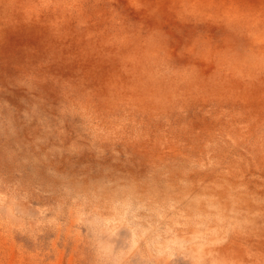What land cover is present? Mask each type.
Returning a JSON list of instances; mask_svg holds the SVG:
<instances>
[{"label": "rangeland", "instance_id": "374dc122", "mask_svg": "<svg viewBox=\"0 0 264 264\" xmlns=\"http://www.w3.org/2000/svg\"><path fill=\"white\" fill-rule=\"evenodd\" d=\"M263 156L264 0H0V264H264Z\"/></svg>", "mask_w": 264, "mask_h": 264}, {"label": "bare ground", "instance_id": "6f19581e", "mask_svg": "<svg viewBox=\"0 0 264 264\" xmlns=\"http://www.w3.org/2000/svg\"><path fill=\"white\" fill-rule=\"evenodd\" d=\"M261 66V65H260ZM246 79H248V78H246ZM250 79V78H249ZM254 91V90H253ZM250 93V92H249ZM253 127V126H252ZM251 140V139H250ZM249 142V141H248ZM249 143H251V142H249ZM245 156V155H244ZM264 157V156H263ZM221 179V178H220ZM226 180V179H225ZM215 182V181H214ZM223 183V182H222ZM218 184V183H217ZM223 184H221L220 186H222ZM235 185V184H234ZM229 186V185H228ZM227 186V187H228ZM236 186H237V184H236ZM238 186H239V184H238ZM239 187H241V186H239ZM226 188V187H225ZM236 188V187H235ZM235 188L233 189V190H235ZM228 189H229V187H228ZM237 190V189H236ZM223 190H221V192H222ZM246 191V190H245ZM226 192V191H225ZM227 193V192H226ZM231 194V193H230ZM228 197H231V196H228ZM220 198H223V197H220ZM227 198V197H226ZM214 199H216V198H214ZM213 199V200H214ZM219 199V198H218ZM223 200H225V198L223 199ZM230 200H231V198H230ZM217 201V200H216ZM215 201V202H216ZM220 201H221V199H220ZM210 202H212L211 200H210ZM231 202H233V201H231ZM198 203V202H197ZM222 203V202H221ZM236 203V202H235ZM216 204V203H215ZM223 204V203H222ZM231 204V203H230ZM229 204V205H230ZM234 204V203H233ZM237 204H239V203H237ZM240 204H242V203H240ZM254 204V203H253ZM228 205V206H229ZM216 206L218 207L219 205L218 204H216ZM244 206V205H243ZM243 206H241L242 208H243ZM231 207V206H230ZM238 207V206H237ZM255 208V207H254ZM259 208V207H258ZM198 209V208H197ZM248 209H251V208H248ZM256 209H257V207H256ZM229 210V209H228ZM237 209L235 208L234 210H232L231 212H232V214L233 215H235V213H237V211H236ZM240 210H242V209H240ZM226 210H224V212H225ZM252 211H253V209H252ZM196 212V211H195ZM194 212V213H195ZM224 212H222L221 214H223ZM239 212V211H238ZM245 212H247V211H245ZM248 212H249V210H248ZM197 213H198V215H199V212L197 211ZM226 213V212H225ZM240 213V212H239ZM243 213V212H242ZM241 213V214H242ZM215 214V213H214ZM213 214V215H214ZM219 215V216H221L222 217V219H224L225 221H223V224H220V225H217V224H215V223H212L211 221L209 222L208 220H206L205 218H203V220L201 219L200 220V222H199V224H197V225H199V226H197L198 227V229H196L195 230V232L193 233L194 234V237L192 238V237H190L189 239H191V242H190V244H187V246L185 245L184 246V248H183V244H182V249L179 251V252H177V253H175V254H177V255H182V253L184 254V255H182V257L184 258V259H187L188 260V262H190L189 264H248L249 263V261L246 259V256L243 254V253H240L239 251H236V248H235V250H234V246L231 248V250H234V251H232V252H228L227 254H230V255H226V253L225 252H227V250L225 249L227 246H224L223 244H221L222 243V241L221 240H223L224 239V234H227V231L226 230H224V229H222V227H224V222H226V218H224V216H222V215ZM246 214V213H245ZM244 214V215H245ZM193 215V214H192ZM227 215H228V217L231 215L230 213L228 214L227 213ZM227 215H225L226 217H227ZM251 215V214H250ZM248 216H249V214H248ZM247 216V217H248ZM239 217V216H238ZM255 217V216H254ZM207 218V217H206ZM230 219V218H229ZM234 219V218H233ZM242 220H245V219H242ZM252 220H253V218H252ZM198 221V220H197ZM196 221V222H197ZM249 221V220H248ZM235 222V221H234ZM238 222H239V220H238ZM252 222V221H251ZM226 223H228V222H226ZM245 223V222H244ZM253 223V222H252ZM251 223V224H252ZM229 224V223H228ZM160 225V224H159ZM243 225V227L244 226H247V225H244V224H241V226ZM162 225H160V227H161ZM226 227V226H225ZM133 228V227H132ZM235 228V227H234ZM154 229H156V227H154L153 228V230ZM190 229H192V228H190ZM178 231H179V228L177 229ZM142 231H144V232H146L147 234H151L152 236V238H153V240H154V242H153V245L154 246H156L157 247V245H160V247H162V246H172L173 245V247H177L178 245H175L174 243H176V242H179V239H178V234H177V231H175V230H171V233H170V228L168 227V228H166V232H169V234L166 236V237H162V239H161V235L159 236V235H156L155 236V234H152V229H149V231H148V229H144L143 228V230ZM131 232H132V235H131V243H132V247H135V246H137V237H138V231H136L135 230V228H133L132 230H131ZM136 235V238L134 239V236ZM159 234V233H158ZM185 234V233H184ZM216 234H220L218 237H217V240H219V242L217 241V243H220L219 245H220V247H218L217 246V251H218V248H220L219 250V252H221L222 251V253H225V256H224V258L223 257H221L220 256V254L219 255H215L214 254V248H213V246L211 245V240H212V237H213V239L215 240L216 239ZM229 234V233H228ZM170 235V236H169ZM169 236V237H168ZM160 237V241H159V238ZM195 238L197 239V238H199L200 240H198V241H196L195 240ZM205 240V241H204ZM185 241V240H184ZM194 241H196L195 243H194ZM202 241H204V242H202ZM225 241H223V243H224ZM157 243H159V244H157ZM216 243V242H215ZM206 245H208V246H206ZM241 245V244H240ZM180 246V245H179ZM238 246V245H237ZM248 247V246H247ZM239 249V248H238ZM240 250V249H239ZM242 250V249H241ZM228 251H230V250H228ZM236 251V252H235ZM249 252V251H248ZM159 253H163V251L162 250H159ZM175 254L172 256V257H174L175 256ZM241 254V255H240ZM162 256V255H161ZM171 257V258H172ZM178 258V257H177ZM168 259V258H167ZM169 259H170V257H169ZM160 260H162V257H160ZM177 261H178V259H177ZM177 261H175V263H177V264H179ZM252 263V262H251Z\"/></svg>", "mask_w": 264, "mask_h": 264}]
</instances>
